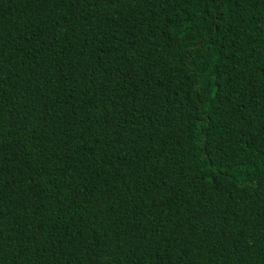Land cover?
<instances>
[{
  "label": "trees",
  "instance_id": "1",
  "mask_svg": "<svg viewBox=\"0 0 264 264\" xmlns=\"http://www.w3.org/2000/svg\"><path fill=\"white\" fill-rule=\"evenodd\" d=\"M0 264H264V0H0Z\"/></svg>",
  "mask_w": 264,
  "mask_h": 264
}]
</instances>
